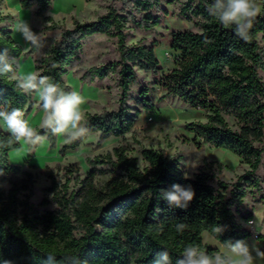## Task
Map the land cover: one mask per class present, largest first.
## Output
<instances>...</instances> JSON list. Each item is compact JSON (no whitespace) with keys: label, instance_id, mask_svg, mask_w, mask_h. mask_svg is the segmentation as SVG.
I'll return each mask as SVG.
<instances>
[{"label":"trees","instance_id":"1","mask_svg":"<svg viewBox=\"0 0 264 264\" xmlns=\"http://www.w3.org/2000/svg\"><path fill=\"white\" fill-rule=\"evenodd\" d=\"M20 1L24 9L38 7V17H44L53 4V0ZM114 1L122 3L120 11L111 8L96 21L76 22L72 29L53 23L46 28L59 30L60 40L42 39L43 47L39 50L30 45V54L43 53L39 73L71 91L65 77L79 59L84 42L95 35L118 40L119 60L90 68L81 81L92 85L120 67L119 108L87 113L88 134L66 143L62 153L77 149L95 133L101 140H108L131 132L140 116L139 111L133 112L128 105L130 91L138 83L137 70L156 75L162 72L154 47L126 43L129 24L148 31L162 23V17L155 13L161 9L162 0ZM181 1V15L194 22L199 32L172 33L171 48L179 53L176 67L163 73L158 84L168 95L207 113L206 122H192L185 127L195 135L198 146L204 143L228 150L249 169L233 184L217 179L215 187L212 181L217 177L207 172V165L185 179L180 162L170 159L163 150L143 149L141 156L147 166L141 168L138 159L129 155L130 147L119 146L88 160L90 171L77 190L70 191L75 173L72 166L67 168L68 178L62 185L50 174L47 192L53 196L56 208L40 214L29 203L36 177L28 172L22 180L12 181L11 176L21 170V165L9 160V153L21 145L14 143L0 149V170L4 173L0 182L12 184L8 191L0 186V259L13 260L15 264H42L51 252L56 254L59 264H64L62 258L66 254L79 255L87 264H152L156 254L167 248L175 264L189 244L199 245L209 255L220 251L204 243L205 232L222 246L224 241L252 237L251 231L237 221L236 214L241 213L249 194L262 190L257 172L264 159V81L259 74L264 69V15L257 17L245 42L209 15L206 0ZM11 19L12 16L3 18ZM45 21L52 19L45 17ZM4 49L16 59L23 55V48L16 43L8 26H0V51ZM10 77L11 74L0 75V105L10 104L26 113L33 94L21 92ZM148 95L149 90L142 89L137 102L153 111ZM226 117L235 120L236 130ZM41 134L48 136L55 146L56 136L43 131ZM7 138V131L0 129V140ZM103 175H111V179L98 187L95 178ZM176 183L191 185L196 192L187 209L169 208L161 198V189ZM22 193H28L25 199L20 198ZM46 203L49 202L45 199L42 204ZM242 217L247 222L254 220L252 212ZM178 224L185 225L182 232L177 231ZM218 225L225 229L220 236L214 232ZM258 240L264 237L258 236Z\"/></svg>","mask_w":264,"mask_h":264},{"label":"rangeland","instance_id":"2","mask_svg":"<svg viewBox=\"0 0 264 264\" xmlns=\"http://www.w3.org/2000/svg\"><path fill=\"white\" fill-rule=\"evenodd\" d=\"M181 0H162L161 9L155 11L162 17V23L152 30H142L133 24L126 28L127 45H144L154 47L157 58L160 61L162 72L153 74L137 70L138 83L135 84L129 94L128 105L133 112L139 111L136 126L131 132L121 138H110L101 140L98 133L90 135L77 149L68 150L62 153V147L67 143L64 137L56 136V144L52 146L47 138L35 148L21 142L20 148L9 153L11 164L21 165L20 172L11 176L13 182H18L26 177V173H32L37 182L33 186L32 196L29 203L43 214L48 210H54L53 196L47 192L51 185L50 174H53L62 185L68 178L67 168H74V175L70 183V191L80 188V182L87 177L90 171L89 159L105 155L119 146L130 147L129 155L138 159L139 166L145 168L147 163L142 159L143 149H160L172 160H178L184 169L187 177H193L207 165V172L216 175L212 184L217 187V179L233 184L238 177L244 174L249 166L237 155L225 149H217L209 144L198 146L195 142V135L186 130V125L192 122H206V112L200 109H193L185 104L179 97L168 95L158 84V79L163 73L169 72L176 67V59L179 55L171 48V38L174 31L192 30L199 32V28L185 19L181 13ZM258 3L262 4L261 0ZM111 8L120 11L122 3L114 0H53L51 9L44 17L36 16L38 7L24 9L20 0H0V26H8L14 32L16 43L23 48V55L17 60L15 68L21 74L29 72H40L42 52L30 54V44L16 30L18 23L27 22L32 30L41 34V39L52 37L60 40L59 30H48L46 27L53 23L61 24L72 29L76 22L90 23L108 13ZM12 16L11 20H3L4 17ZM50 17L52 21H45ZM118 40L106 35H95L84 42L79 59L74 62L65 77L71 91L79 92L85 99L82 111L96 114L103 111H114L119 108L121 89L119 86L118 67L108 77L102 80H95L93 85L81 81L83 74L92 67L104 66L108 63L119 60ZM264 81V69L259 71ZM142 89H148L154 110L148 111L137 102ZM38 96H31L30 104L25 113L30 126L39 130L43 119V112L38 107ZM230 127L237 129L235 120L226 117ZM0 129L6 130V126L0 122ZM199 142H201L199 140ZM219 165L222 167L219 168ZM257 174L261 178L262 190L249 194L241 209L236 214L237 221L249 230L246 226L248 212L253 213L255 233L264 237V159ZM111 179V175L97 176L95 183L98 187L104 186ZM0 186L7 191L12 187L10 182H0ZM28 193H22L20 198L25 199ZM49 203L42 204L44 200ZM252 232V231H251ZM203 241L208 246L223 248L210 233L205 232ZM249 245L264 250V240H257L253 236L246 240ZM257 264H264V259H258Z\"/></svg>","mask_w":264,"mask_h":264},{"label":"clouds","instance_id":"3","mask_svg":"<svg viewBox=\"0 0 264 264\" xmlns=\"http://www.w3.org/2000/svg\"><path fill=\"white\" fill-rule=\"evenodd\" d=\"M206 10L222 27L231 28L238 38L247 42L257 17L264 15V4L258 3V0H211L210 3L206 0ZM16 30L32 48L39 50L43 47L41 34L33 31L27 22L18 23ZM16 64V58L10 56L7 49L0 51V75L11 74L10 78L21 92L38 96V107L43 112V119L38 130L30 126L21 108L10 104L0 105V122L6 126L8 133L7 139L0 140V149L19 142L35 148L48 138L41 131L50 136H62L67 143L86 136L89 129L82 111V105L86 102L84 97L75 90L65 91L50 77L38 71L21 74L14 67ZM2 175L3 170H0ZM195 197L196 192L191 185L176 183L161 189V198L169 208L187 209ZM246 226L255 232L252 221H248ZM176 227L178 232H182L185 225L178 224ZM224 230L221 225L214 228L219 236ZM62 259L64 264H87L79 255L66 254ZM258 259H264V250L240 239L224 241L223 251L215 255H209L199 245L189 244L184 247L175 264H257ZM0 264H15V261L0 259ZM42 264H59L56 254L48 253ZM152 264H172L168 249L159 251Z\"/></svg>","mask_w":264,"mask_h":264},{"label":"built area","instance_id":"4","mask_svg":"<svg viewBox=\"0 0 264 264\" xmlns=\"http://www.w3.org/2000/svg\"><path fill=\"white\" fill-rule=\"evenodd\" d=\"M253 223H254V221H252ZM252 233V236L255 238V239H257L258 240V234H256L255 232H251Z\"/></svg>","mask_w":264,"mask_h":264},{"label":"crops","instance_id":"5","mask_svg":"<svg viewBox=\"0 0 264 264\" xmlns=\"http://www.w3.org/2000/svg\"><path fill=\"white\" fill-rule=\"evenodd\" d=\"M93 84H94V83H93ZM93 84H92V85H93ZM33 95H34V94H33ZM203 235H204V234H203ZM218 249H219L220 251H223V248H218Z\"/></svg>","mask_w":264,"mask_h":264}]
</instances>
